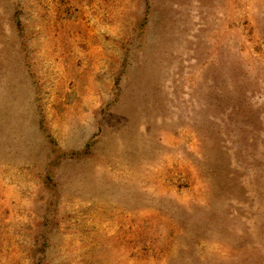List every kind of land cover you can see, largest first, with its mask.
Masks as SVG:
<instances>
[{
	"label": "rangeland",
	"instance_id": "rangeland-1",
	"mask_svg": "<svg viewBox=\"0 0 264 264\" xmlns=\"http://www.w3.org/2000/svg\"><path fill=\"white\" fill-rule=\"evenodd\" d=\"M0 264H264V0H0Z\"/></svg>",
	"mask_w": 264,
	"mask_h": 264
}]
</instances>
